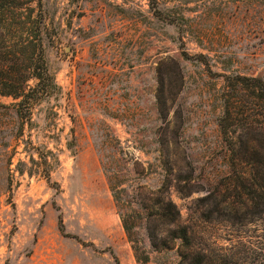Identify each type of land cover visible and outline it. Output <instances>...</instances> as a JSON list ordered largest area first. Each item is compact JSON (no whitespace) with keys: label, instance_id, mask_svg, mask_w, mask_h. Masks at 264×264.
<instances>
[{"label":"rangeland","instance_id":"374dc122","mask_svg":"<svg viewBox=\"0 0 264 264\" xmlns=\"http://www.w3.org/2000/svg\"><path fill=\"white\" fill-rule=\"evenodd\" d=\"M41 11L55 85L25 98V120L23 97L0 93V264H264L261 129L232 151L218 125L224 75L264 79V0ZM13 32L19 44L26 32ZM177 226L189 244L171 237Z\"/></svg>","mask_w":264,"mask_h":264},{"label":"trees","instance_id":"16d2710c","mask_svg":"<svg viewBox=\"0 0 264 264\" xmlns=\"http://www.w3.org/2000/svg\"><path fill=\"white\" fill-rule=\"evenodd\" d=\"M36 9L37 12L31 19ZM15 10H19L21 14L27 10V13L24 18L19 17L16 20ZM19 26L25 30L26 35L17 44L13 42L12 35L13 30ZM42 26L41 0H0V32L6 38L3 46L10 55L7 60L0 57V93L23 97L19 101L20 107L17 113L24 120L29 115L31 107L29 102L21 106L25 98L33 91L38 95L49 94L55 85L44 59L41 42ZM182 54L187 55V52L183 49ZM18 63L19 66H13ZM31 77L36 80L34 86L26 83ZM224 81L221 95L222 113L218 118L223 140L234 151L236 140L242 141L241 137L248 136L245 130L255 126L261 129L262 138H255L254 141H258L260 147L264 148V79L258 76L234 74L224 75ZM249 97L258 101L257 118L251 117L252 107L248 104ZM47 178L49 179L48 174ZM238 178L245 182L247 176L241 174ZM177 213L174 205L168 202L163 213L167 220L173 222ZM60 227H62L61 220ZM170 235L181 239L185 244L190 242L185 226H177L170 231Z\"/></svg>","mask_w":264,"mask_h":264}]
</instances>
